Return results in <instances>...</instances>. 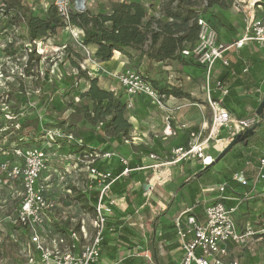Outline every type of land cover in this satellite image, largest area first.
<instances>
[{
  "label": "built area",
  "instance_id": "obj_1",
  "mask_svg": "<svg viewBox=\"0 0 264 264\" xmlns=\"http://www.w3.org/2000/svg\"><path fill=\"white\" fill-rule=\"evenodd\" d=\"M44 3L43 1V5ZM71 3L72 0H54L50 5L56 6L60 15L64 17L67 28L74 31V28L69 26ZM50 5L45 4V10ZM24 6L27 5L24 3ZM233 6L240 13L247 15L248 25L242 38L231 43L223 42L212 24L201 16L198 20L200 32L197 42L192 49L184 51L195 57L196 63L206 74L208 105L213 112L209 136L207 138L204 136L208 128L204 125L198 132H191L187 141L179 148L173 149L166 160L163 161L156 153H150L147 157L153 163L136 168L153 170V176L148 180L146 194L148 196L157 187H165L171 182L174 179L172 170L182 162L198 161L202 170L212 167L217 159L209 154L210 142L214 139L217 140V145H220V153L234 136L243 134L248 129L260 125L255 134L262 133L264 118L260 117L257 111L242 119L236 117L223 105V100L230 91L229 84L214 79L211 81L218 63L224 68L230 67L231 61L227 56L229 52H239L248 45H257L264 49V18L257 17L255 12L256 8L263 7L260 0H253L252 3L248 0H233ZM6 8L7 6L0 5V19L5 17ZM31 9L35 14L45 11L37 10L33 5ZM85 9V4L83 10L77 8V3L74 7L76 11ZM82 68L88 71L90 77L96 78V70H89L85 64H82ZM249 69L250 67L246 66L243 72L248 73ZM231 73L236 75L232 69ZM115 76L129 99V109H134L132 101L136 97L149 100L153 107L166 113L164 139L176 135L171 121L174 120L177 108L174 109L168 103L172 96L161 94L152 78L142 71L127 69ZM215 90L220 91L217 101L211 97L212 91ZM259 93L261 102L264 93L261 90ZM181 108L183 107L179 106L178 109ZM180 128L186 129L188 125L181 124ZM57 136L66 139L68 143L75 140L72 134ZM51 139L54 140L52 136ZM137 142L134 136L126 140L128 145ZM78 143L81 145L82 140ZM3 154L7 158L1 163L0 175V264H15V260L3 254L5 237L8 243L16 247L19 264H101L104 260L102 255L104 233L108 227V219L115 211L114 198H108L110 189L116 181V177L109 169V162L119 158L121 164L125 166L122 174L127 176L134 170L129 169L130 159L120 154L118 149L109 151L98 149L86 151L82 155L74 153L70 155L74 162L68 160L66 166L58 168L50 164L57 154L50 156L39 145L19 146L11 152L3 151ZM59 160L66 163L65 157H60ZM99 163L104 164L103 170L98 169ZM246 166L255 172L253 176L248 177L246 171L239 170L232 175L231 182L241 187L257 188L264 181V156L258 166H253L251 160L246 161ZM230 187L232 183L226 182L203 191L206 194L217 193V197L212 202L198 201L203 205L202 219L193 215V208H187L175 219L177 238L180 240L183 255L181 264H246L239 259H232L230 263H225V260L235 249L252 253L253 245L264 238V213L259 226L248 222L240 228L235 220L238 205L230 207L227 202L232 200L239 203L241 198L229 196ZM74 188L86 194L98 193L94 212L80 208L73 201L76 196ZM8 207L11 209L8 210ZM73 207L80 209L79 216H74L69 210ZM89 217L91 219L88 221ZM67 221L69 225L67 233L58 231L57 224L65 225Z\"/></svg>",
  "mask_w": 264,
  "mask_h": 264
},
{
  "label": "trees",
  "instance_id": "obj_2",
  "mask_svg": "<svg viewBox=\"0 0 264 264\" xmlns=\"http://www.w3.org/2000/svg\"><path fill=\"white\" fill-rule=\"evenodd\" d=\"M233 0H163L160 6L159 16L151 14L145 4L137 1L131 2H111L108 11H99L92 13L89 10L84 11H69L70 19L69 26L79 28L83 31V38L81 45L85 47L96 46L94 59L98 62H109L114 56L115 52L121 53L126 59H129V64L135 66L133 70L141 71L138 69L139 64L147 59L155 63H164L168 61H184L182 53L187 49H192L196 44L200 24H198L199 17L212 15L213 7L222 9L230 8ZM260 4L264 6V0H260ZM15 2L7 6L5 17H3V30L8 31L13 26L19 25L24 21L27 26L30 39L36 41L39 39H46L49 35H56L59 31L67 29L68 25L64 17L60 15L58 9L54 4L50 5L44 13H33L31 10H25L17 7ZM63 62L68 60L74 72L69 74L64 71V96L78 95L83 99L79 105L68 102L67 109L70 110L67 120L61 122L64 134H72L76 139L82 140L81 145L75 146V154L82 155L86 151H98L92 145L95 142L101 143L104 146V151L114 150L126 144V140L130 139V134L134 125L128 121L127 115L130 113L128 102L122 95L116 92H109L103 89L99 83V77L93 78L88 75V71L82 68V62L85 59L80 50L70 44H63ZM13 43L7 45L5 51L8 55L13 56L16 50L13 48ZM35 50L30 52V57L33 59ZM40 60V56H36V61ZM32 63L26 66L25 73L29 76L32 74ZM63 68V66H62ZM132 69V68H129ZM223 78H220L223 84H229L227 76H230L231 69ZM236 73V72H235ZM237 74V73H236ZM47 80L48 74H47ZM227 80V81H226ZM156 89L161 94L167 97L173 96L176 98L191 99V94L187 93L180 87L172 85L159 86L156 81L152 79ZM214 86V84H212ZM239 83L229 85L228 96L223 100V105L230 110L236 117L242 119L253 113L259 108V102L256 108L251 113H248L244 105L245 98L241 99L234 89ZM217 93V94H216ZM220 91H212L211 97L213 100H219ZM52 109L55 111L57 108L52 104ZM15 107H8V110L0 108V131L13 127L15 125L14 117L18 114ZM58 119V118H56ZM82 123V124H81ZM28 125L21 124L22 128ZM60 126V127H61ZM87 132L83 135L82 132ZM193 132H198L199 128H194ZM8 134V133H6ZM36 137V136H35ZM35 137H25L20 132L15 139L11 138L6 144H3L1 151L11 152L16 147L25 146L31 147L37 143ZM28 138L27 140H25ZM33 139V141H32ZM67 141L62 143L67 144ZM34 143V144H32ZM248 139L243 145H249ZM37 145V144H35ZM39 145V144H38ZM150 153H156V150L149 146L140 145L136 147L133 153V160L129 163V169H136L142 166V159L147 157ZM239 153V157H242ZM245 162V160L243 161ZM98 169L103 170V165H97ZM244 165L234 166L230 170L222 169L218 173L214 172L212 167H207L199 171L194 177V180L184 182L191 189L189 195L191 196L190 202L193 207V215L199 216V210L203 209L201 202H195V195L201 192V188L197 189L192 186L197 181H203L204 173L211 172L215 175L217 181L214 184L231 183L232 175L240 170ZM125 166L119 168L118 173L121 175ZM112 174H114L112 172ZM115 176V175H114ZM213 184V185H214ZM113 187V185H112ZM110 189L108 198H115L116 193ZM73 201L85 208L89 212H94L98 201V193L90 192V194L77 191ZM193 190V191H192ZM197 191V193H196ZM90 195V196H88ZM128 210L124 216H134L136 209L129 204ZM118 212H114L113 216L108 219V227L104 233V242L102 245V255L104 259L109 261H117V253L122 248L134 250V255L123 260L118 264H166L163 256L161 255L160 244L166 241H171L172 244L166 247V251H172L179 248L177 242L176 225H166L164 229L170 230L162 234L159 238L155 234H151L148 244L141 240H135L136 233L134 229L122 223L121 218L117 217ZM59 230L67 233L68 221L63 224H57ZM157 225V224H155ZM138 245L142 246L138 249ZM148 251L152 256V261L147 260L146 257L141 256V252ZM107 256V257H106ZM254 258H251L250 263L255 264ZM101 264H104L101 262ZM167 264H173L172 262Z\"/></svg>",
  "mask_w": 264,
  "mask_h": 264
},
{
  "label": "rangeland",
  "instance_id": "obj_3",
  "mask_svg": "<svg viewBox=\"0 0 264 264\" xmlns=\"http://www.w3.org/2000/svg\"><path fill=\"white\" fill-rule=\"evenodd\" d=\"M29 1V2H28ZM43 1L45 2L43 5ZM54 0H0L1 6H9L13 2H15V6L17 7L18 3H20V7L25 10H32L31 6L40 9V11H44L45 4L49 3V5ZM131 2L137 1L144 3L148 8L150 13L159 12V8L163 3V0H85V10H89L92 13H97L99 11H108L110 8L111 2ZM249 2H253V0H248ZM47 2V3H46ZM24 3L27 6H24ZM77 0H72L70 10L74 11V7L76 6ZM23 5V6H22ZM1 17V16H0ZM264 18V17H260ZM3 17L0 19V108L3 110H8V107H15L18 110V114L14 117V115H10L13 119H15V125L10 128H6L0 131V145L6 144L8 140L11 138L15 139L17 135L21 132L25 137L31 138L32 136H36L35 144H39L42 149L46 150L47 154L51 156V154H57V157H53L50 164L54 167L63 168L66 166L68 160L70 159V155H73L75 152V146L79 145V139H76L73 143H68L64 145L62 143L64 138L58 137L60 134L62 137L64 133L62 131L61 122L67 120L70 110L67 109L68 102H72L75 105H79L83 102L78 95H69L63 97L64 92V71L72 74L74 72L70 66L68 60L63 62V50L65 46L63 44L73 45L74 48L81 51L83 57V64L85 67H89V70H96L98 67L97 60L94 59L92 55V51L85 46L81 45V39L83 38V33L77 28L73 27L74 31L71 28L63 29L56 33V35H49L46 39H39L36 41H32L29 36V32L27 26L24 24V21L20 22L19 25L14 26L12 29L5 31L3 30ZM13 42V48L16 50V54L13 56L8 55L5 51L7 45ZM35 50V55L33 59L30 57V52ZM189 50V49H187ZM40 56V60L36 61V56ZM182 58L184 61H168L164 63H155L151 62L147 59L143 60L139 64L138 69L141 70L144 74L149 75L159 86L166 85L172 83L174 85L180 84L182 85V89L191 93V99L182 100L178 102H172L174 109L176 112L178 110L184 111L187 110L194 111L195 119L192 122L193 126H199L200 124L207 123L208 128L204 132V136L207 138L212 129V117L213 112L211 107L208 105V89L203 85V75L199 76L196 74L197 63L195 57H192L191 53L183 52ZM32 63V74L29 76L25 73V68L28 64L30 66ZM129 63V59H128ZM63 66V68H62ZM134 69L135 66L131 64L128 65L127 69ZM123 71H119L116 74L122 73ZM47 74L49 80H47ZM215 79L212 76L211 81ZM115 81L117 82L118 79ZM100 85V83H99ZM101 86V85H100ZM117 87H120L117 82ZM120 88L119 90H121ZM141 99H136L135 104L136 107L130 110L127 118L128 121H132V115L137 117L138 122L133 121L134 128L130 134V137L134 136L137 138V145L132 144L133 146H140L142 141L149 142L151 146L156 148L157 144H163L166 149H171L178 143L179 133L184 129H176V125L174 126L173 121H171L173 131L176 132V135L171 136L169 141H162L164 138V128H166L165 123L166 119L164 118L165 113H161V110L157 108H152L151 112L148 109L143 107L141 102L137 103ZM170 103V105H172ZM175 103V104H174ZM257 100L253 97H245V107L247 112L249 113V108H256ZM52 104L57 108L55 111L52 109ZM179 106L183 108L178 109ZM206 107V110L202 112L203 107ZM187 111V113H188ZM166 117V116H165ZM58 118V119H56ZM28 125L25 128L21 127V124L24 123ZM188 123V122H187ZM186 123V124H187ZM82 124V123H81ZM189 125V124H187ZM61 126V127H60ZM8 133V134H6ZM83 135H87V132H82ZM223 135V134H222ZM221 135V136H222ZM51 136L54 140L51 139ZM254 138L256 135H253ZM26 138L25 140H27ZM251 139V138H250ZM264 140V139H263ZM262 139L255 138L252 140L251 144H254V147L257 149L263 148L264 141ZM33 141V139H32ZM57 141V143H56ZM162 141V142H161ZM59 143H61V147H59ZM34 144V143H32ZM34 144V145H35ZM217 145V140L214 139L210 142V154L214 155L216 158L219 157L215 155L214 148ZM241 145V144H240ZM97 150L103 149V145L101 143L95 142L92 145ZM220 146V145H219ZM239 145L234 147L229 154L225 157L223 161H220L216 165V170L221 167L230 168L235 163V159L237 158V150ZM247 147V146H246ZM245 147V148H246ZM136 148V147H135ZM134 148V150H135ZM165 150V151H167ZM252 148L246 149V153L250 152ZM157 151L161 154L164 152L162 150L157 149ZM170 151V150H169ZM169 153V152H168ZM215 153V154H214ZM60 157H65L66 163L62 162ZM7 157L3 154V151L0 150V175H1V163ZM13 160L12 158H8ZM223 162V163H222ZM214 168V166H213ZM212 168V169H213ZM214 170V169H213ZM230 170V169H228ZM151 174L143 176L147 179ZM217 181L215 175L211 172L204 173L203 183L205 186L214 184ZM191 186H195L192 184ZM158 189V187H157ZM183 189V188H182ZM200 189V188H198ZM187 192H191L190 188H186ZM157 196H159L164 201L166 198L161 197L160 193L157 192ZM140 201L143 199L140 197ZM191 204V202H190ZM169 206V205H168ZM185 206V199L180 193V190L176 191V196L173 198V201L169 208L165 211L160 217L159 222L164 226L168 224H172L173 217ZM11 208L8 207V210ZM73 212L74 216H79L81 213L77 211L74 207L69 209ZM147 217L149 216L146 214ZM91 217L88 218V221ZM122 223L126 226L134 229L136 233L135 240H142L144 235L149 238L150 232H152V225L150 222L146 220V218L141 221L140 217L136 214L133 218L122 217ZM159 223V224H160ZM140 224H144V228L140 226ZM253 252L250 253V256H253L255 264H264V239H261L253 245ZM3 254L5 257H9L10 259L15 260V264H19V259L17 258L16 247L11 243H8L7 237H5V245L3 244ZM245 251L241 249H235L233 256L237 257L242 263H248V257L245 255ZM141 256L147 257L146 251L141 252ZM180 256V253H177ZM107 257V256H106ZM167 257V256H166ZM147 260L151 261L147 257ZM114 261H109L104 259L105 264H111Z\"/></svg>",
  "mask_w": 264,
  "mask_h": 264
},
{
  "label": "crops",
  "instance_id": "obj_4",
  "mask_svg": "<svg viewBox=\"0 0 264 264\" xmlns=\"http://www.w3.org/2000/svg\"><path fill=\"white\" fill-rule=\"evenodd\" d=\"M255 12H256L257 17H259V18L264 17V6L262 8H259V7L256 8ZM151 14H155L156 16H159L158 12L157 13L152 12ZM203 17H205L206 20L208 22H210V24H212V26L217 31L220 40H222L225 43L226 42L231 43V42L236 41L237 39L242 38V36L246 32V28L248 25L247 15L243 12L240 13L236 9V7L233 6V4L230 8H225V9H222L219 7H213L212 15L209 14V15H206ZM88 48L92 51V55L94 57L95 52L97 51V47L96 46H89ZM227 56H229L230 61H231L230 67L224 68L221 65V63H218L216 65V68L214 71V78H215L214 81H217L220 78H223V76L226 75V73L228 72L227 70L232 69L237 74L236 75L231 74L230 76H227V80L229 81V85H234V83H239V85L236 86L234 89H236V92L238 93V96L241 99H244L245 97H253L257 100V102H259L260 97H261V94L259 93L260 90L264 93V49L258 47L257 45H248V46L244 47L239 52H234V51L229 52L227 54ZM128 64H129L128 59H126V57H124L119 52H115L111 61H109V62H97L98 67L96 68V73H95L96 77H99L100 85L103 89H105L109 92L114 91V92H116V94L122 95L123 98L125 100H127V102L129 101V99L126 96V93L123 91V89L119 90L120 88H122L119 81H117V82H118L120 87H117V82L115 81V79L117 80V77L115 76V73H118L119 71L127 70ZM196 66L197 67L194 69V72L196 70V74H198L199 76L203 75V80H204L203 85H204V87L205 86L207 87V80H206V74L204 73V69L202 67H200L199 64H197ZM246 66L250 67L248 73L243 72V69ZM169 84L174 86V87H177V88L182 87L180 82L176 85H174L172 83H169ZM186 92L191 94L188 91H186ZM217 96H219V95H217ZM138 98L141 100L137 101V103L141 102L143 104V107L145 109L147 108L148 111L151 112L152 111L151 109L155 108L150 104L149 100H147V99L145 100L144 98H141V97H136L133 99L132 103H133L134 107H136V105H137V104H135V100ZM182 100L188 101L189 99L173 97L168 101V103L170 104L173 101L174 102H178V101L182 102ZM170 106L172 107L173 103ZM202 107H203L202 112H204V110H206V107H204V106H202ZM249 110H250L249 113L254 111V109H252V108H249ZM187 111H188V109L184 110V111L179 110V112L177 111L174 114V120H173L174 126L176 125V129H181V130L184 129L183 131H181L179 133L180 134L178 137L179 141H178L176 146L167 150L163 144H157L156 145L157 147L154 148L153 146H151V144L149 142L142 141L140 143V145L149 146L150 148L155 149L156 152L158 153L159 157H161V159L163 161L166 160L170 156L173 149L179 148L181 145H183V143L185 141H187L189 134L191 132H193L192 130L194 128L197 127L200 130L204 125L206 127H208L207 123L200 124L199 126L197 125L196 127L193 126L192 122L195 119V113L192 110L188 111V113H187ZM161 113L163 114L165 112L161 111ZM165 116H166V113H165ZM165 116H164V118H166ZM133 121L138 122L137 117L132 115V121H131L132 124H134ZM186 123L189 124L188 128H186V129L180 128L181 124H186ZM254 135H256L255 138L263 140L264 139V128H262L261 134L258 133V134H254ZM250 138H251V139H249L250 143H249V145H247L246 148L243 144H241L238 147L239 149H236L237 150V153H236L237 158L235 159L234 165H232V167H234V166L237 167L238 165H244V167H241L240 170L246 171V174L248 177H252L255 172L246 166V161L251 160L253 166L256 167L259 165L260 159L264 156V147L257 149L256 147H254V144L253 145L251 144L252 140L255 139L254 136H252ZM169 139H170V137L168 139L163 138L161 140L162 141H169ZM137 144H134V145H137ZM135 147H137V146H133L132 144L131 145L125 144L121 147H118L117 149L120 152V154L129 158L130 161H132L133 160L132 157H133ZM250 147L252 148V150L250 152L246 153V149H249ZM158 148H159V150H162L164 153L163 154L159 153L157 151ZM165 150H167V151H165ZM219 150H220V146L216 145V147L214 148V151L216 154L215 153L214 154L218 156ZM239 153H241L240 155L241 156L243 155V156L239 157ZM209 154H210V152H209ZM244 160H245V162H243ZM151 163H153V162H152V160L148 159V157H145L142 159V165L145 167L150 165ZM101 165H104V164L101 163ZM122 166L123 165L121 164L119 158H115V160H112L111 162H109V169L111 172L114 173L113 174V175H115L114 177H116V181L113 184L112 189H113L114 193L118 192V193H116V196L114 198V200H115V211L118 212L117 217H119V218L128 217L129 219L133 218V216H128V215L124 216L126 211L129 208L128 206L130 204V205H132V207H134L136 209L135 213L140 217L141 221H143L146 218L148 223L150 222V224L152 225V232H150V235L155 234V237L159 238L162 234L166 233V231H170V230L164 229L165 226L159 222V219H160V217H162V215L164 213H166L165 211L171 205L173 198L176 196L177 190H180V193L184 197L185 206L182 208V210H180L173 217V221H172L171 225H173L175 223L174 222L175 219L184 210H186L187 208H193L192 205H190L191 196L189 195V192L185 191L186 188H188V187H187V185H184V182H188L189 180H192V181L194 180V177L197 175V173L199 171V167H200L198 161L196 162L193 160V161H189V162L180 163L179 166L175 167L172 170V173L174 175V179L171 182L167 183L165 185V187H158V189L156 188L155 191L149 196L146 195L147 190H144V185L147 184L148 180L153 176V170L150 168H148L146 170L134 169L131 171V173H129V175L126 176L123 174L120 175L118 173L119 168ZM213 166H214V168H213ZM213 166H212V168L214 169V172H216V173H218V171H220L222 169H231L232 168V167H230V168L221 167L220 169L216 170L215 168L217 165L215 164ZM237 171H239V170H237ZM148 174H151V175L147 179H145L143 176H145V175L148 176ZM231 183H232V187H230L228 195L241 198V201L239 203L234 202L232 200H231V202H227V204L230 207L238 205V211L236 212V215H235V220H237L238 225L240 226V228H242L245 224H247L248 222H251L252 224H254L256 226H259L262 223L261 218H262V215L264 213V181L262 184L257 186V188H253L251 186L241 187L237 183H234V184H233V182H231ZM214 185H217V184H214ZM214 185L211 184V185L205 186V184L202 181H200V180L197 181V183L193 187H195L197 189L201 188V192L198 194L196 191L197 194L195 195V198H196L195 202H198V201L212 202V201H214V199L217 197V193L206 194L203 192L205 189H208L210 187H214ZM190 187L192 188V186H190ZM157 192L160 193L161 197L166 198V200L164 201L159 196H157ZM140 197L143 199V201H140ZM75 209L77 211L80 210L78 207ZM146 214H148L149 216L147 217ZM199 217L201 219L203 218V209L199 210ZM155 224H157V225H155ZM168 225H170V224H168ZM140 226L142 228H144V224H140ZM150 235H149V237H150ZM176 238H177V236H176ZM141 241L146 246L148 244L149 238H147V236L144 235L142 237ZM177 242L179 243V248L172 250V251H168V250L166 251V247H168L172 244L171 241H166V242L160 244V248L162 249L161 255L163 256L166 264L170 263V262H172L173 264H181L183 255L181 252V243H180L179 238H177ZM141 248H142V246L138 245V249H141ZM134 252H135V248H134V250H128L126 248L120 249V251L116 255L117 261H114L111 264L122 263L123 260L133 256ZM234 252H235V250H233L232 255L230 254V256L225 260V263H230L232 259H238L237 257L233 256ZM146 253H147L146 256L149 259H151V261H152V256L150 255V253L148 251H146ZM177 253H180V256L177 255ZM245 253H246L245 255L247 257L249 255V258L254 257V255L250 256L251 252H249V253L245 252ZM251 258L249 259L247 264L250 263ZM102 262L104 263V260Z\"/></svg>",
  "mask_w": 264,
  "mask_h": 264
},
{
  "label": "water",
  "instance_id": "obj_5",
  "mask_svg": "<svg viewBox=\"0 0 264 264\" xmlns=\"http://www.w3.org/2000/svg\"><path fill=\"white\" fill-rule=\"evenodd\" d=\"M79 1L80 0H77V8H79L80 10H83L84 5L82 7H79ZM259 105L260 106L257 110V114L260 117L264 118V96H263ZM258 127H260V125L246 130L245 133H243V134H239V135L234 136L233 139L231 140V142L229 143V145L220 152L219 157L216 159V161L213 165L222 161L234 147H236L237 145H240V144H244L248 139H250V137H252L255 134V131ZM148 186H149V183L145 184L144 190H147Z\"/></svg>",
  "mask_w": 264,
  "mask_h": 264
},
{
  "label": "bare ground",
  "instance_id": "obj_6",
  "mask_svg": "<svg viewBox=\"0 0 264 264\" xmlns=\"http://www.w3.org/2000/svg\"><path fill=\"white\" fill-rule=\"evenodd\" d=\"M85 4V0H80L79 1V7H82Z\"/></svg>",
  "mask_w": 264,
  "mask_h": 264
}]
</instances>
